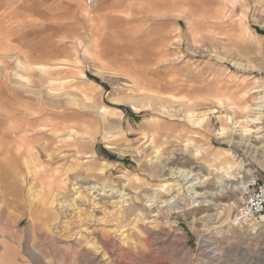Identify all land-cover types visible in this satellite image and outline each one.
Here are the masks:
<instances>
[{"label":"rangeland","instance_id":"obj_1","mask_svg":"<svg viewBox=\"0 0 264 264\" xmlns=\"http://www.w3.org/2000/svg\"><path fill=\"white\" fill-rule=\"evenodd\" d=\"M101 6L0 0V264H264V0Z\"/></svg>","mask_w":264,"mask_h":264},{"label":"built area","instance_id":"obj_2","mask_svg":"<svg viewBox=\"0 0 264 264\" xmlns=\"http://www.w3.org/2000/svg\"><path fill=\"white\" fill-rule=\"evenodd\" d=\"M100 0H89L91 6H96ZM238 213L239 218L254 224L264 216V180L256 179L248 186Z\"/></svg>","mask_w":264,"mask_h":264},{"label":"crops","instance_id":"obj_3","mask_svg":"<svg viewBox=\"0 0 264 264\" xmlns=\"http://www.w3.org/2000/svg\"><path fill=\"white\" fill-rule=\"evenodd\" d=\"M97 5H99L100 7H99V9L96 11V13H99L100 11H101V9H102V6H101V0H100V2L97 4ZM91 14L92 13H90V16H91ZM2 51H4V52H7L8 51V49H7V46H5L3 49H2ZM154 126V132H153V134L152 135H150V136H147V138H148V140H150V143H151V145L154 147V149H156L157 151H158V149H160V145H157V137L159 136V128H158V126L156 125H153ZM118 129H120V127H118L117 128V130ZM146 136V135H145ZM32 140H34V141H36L37 142V138L36 137H33V139ZM160 151V150H159ZM88 158H89V156H88ZM96 170H98V166H97V164H90V166H89V168H88V170L87 171H89V172H91V171H93L92 172V174H91V177H92V179L94 178V179H98V180H100V176H97L95 173H94V171H96Z\"/></svg>","mask_w":264,"mask_h":264},{"label":"bare ground","instance_id":"obj_4","mask_svg":"<svg viewBox=\"0 0 264 264\" xmlns=\"http://www.w3.org/2000/svg\"><path fill=\"white\" fill-rule=\"evenodd\" d=\"M261 100H263L264 99V97H261L260 98ZM263 102V101H262ZM259 105V104H258ZM263 107V106H262ZM262 107L260 106L258 109H254V110H256V111H260L259 112V114H260V116L261 115H263L262 114ZM253 110V109H252ZM260 116H258L257 118H255L254 120H260L261 119V117ZM252 120V119H251ZM263 138V137H262ZM263 142V141H262ZM248 144V143H247ZM247 146V145H246ZM250 148V147H249ZM257 148V147H256ZM259 148H261V149H264V144H262ZM258 149V148H257ZM256 149V150H257ZM254 177H249L248 178V180H245V178L243 177V180L242 181H240L239 183H238V185H236L234 188L235 189H245L246 188V186L247 185H251L253 182H254ZM222 181V182H221ZM221 181L219 182L220 183V186L221 187H223V186H225L224 185V183H225V181L226 180H224V179H221ZM229 184H226V186H228ZM93 190H95V189H97V191H100V190H102V187H100V186H92L91 187ZM231 188H232V184H231ZM220 191V190H219ZM245 193H247L246 191H245ZM214 194V193H213ZM125 202V201H124ZM123 208H124V206L123 207H120L119 209V212L120 213H123ZM252 233L251 234H255V231L253 230V231H251Z\"/></svg>","mask_w":264,"mask_h":264}]
</instances>
